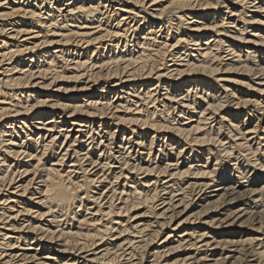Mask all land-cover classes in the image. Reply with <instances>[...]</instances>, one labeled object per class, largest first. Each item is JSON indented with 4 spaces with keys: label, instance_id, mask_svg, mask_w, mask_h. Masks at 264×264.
Wrapping results in <instances>:
<instances>
[{
    "label": "bare ground",
    "instance_id": "6f19581e",
    "mask_svg": "<svg viewBox=\"0 0 264 264\" xmlns=\"http://www.w3.org/2000/svg\"><path fill=\"white\" fill-rule=\"evenodd\" d=\"M108 1L0 2V8L8 4L0 9V264H32L40 254L47 255L36 264H187L188 253L209 256L204 229H231L244 217L239 226L249 221L254 233L235 243H247L255 264H264V240L256 236L264 235V0H168L153 11L146 0H115L116 7ZM220 72L244 78L220 79ZM253 77L262 78L254 84ZM113 78L118 88L108 90ZM82 79L75 90L102 82L105 102L90 94L85 101L53 102L31 94L59 80ZM212 80L242 90L225 93L222 84L221 95V89L209 93ZM127 85L136 107L113 106L110 94ZM121 106L124 114L115 115ZM261 110L262 116L251 117ZM222 111L213 124L212 115ZM176 116L181 119L174 123ZM185 116L197 117L196 123H181ZM194 160L203 163L195 170ZM144 173L158 175L150 184L151 178H139ZM160 176L168 180L160 183ZM209 188L217 191L214 200L205 194ZM232 201L239 208L209 216ZM140 208L139 215L131 213ZM149 216L147 223L138 219ZM174 231L183 234L175 239ZM216 233L221 237L224 230L212 234L215 248L234 244L216 241Z\"/></svg>",
    "mask_w": 264,
    "mask_h": 264
},
{
    "label": "rangeland",
    "instance_id": "374dc122",
    "mask_svg": "<svg viewBox=\"0 0 264 264\" xmlns=\"http://www.w3.org/2000/svg\"><path fill=\"white\" fill-rule=\"evenodd\" d=\"M7 0H0V2L1 3H3V2H6ZM111 2H109L108 1V4H111L110 5V7L111 6H113V7H116L118 4H117V1H115V0H110ZM148 1H149V3H148ZM151 1L152 0H146L145 1V6H146V8H149V11H153L155 8H159L160 6V4H162L163 3V5L165 6V4L167 5V3H169L168 2V0H161L160 2H158V3H156V4H154V6H150L149 4H151ZM115 4V5H114ZM7 5L8 4H4V6L3 7H7ZM156 5V6H155ZM120 6V5H119ZM149 6V7H148ZM3 7L2 8H0L1 10L3 9ZM157 8V9H158ZM224 11H225V9H224ZM252 12H249V14H251ZM251 30V29H250ZM210 34V33H209ZM243 36H246V34H244ZM52 47V48H51ZM51 47H49V48H51L52 50H55V48H53V46H51ZM45 49H47V48H45ZM194 54H196V52H194ZM222 68H224V67H222ZM201 76H199L198 78H197V80L200 78ZM218 78H223V79H226V78H233V79H239V80H241L242 78H244V75H240L239 74V72L237 73V72H230V73H223V72H220V74L217 76ZM202 79L204 78V77H201ZM262 78V77H261ZM261 78L260 79H256V78H254L253 77V83L254 84H258L259 82H260V80H261ZM191 79H193V77L192 78H190V81H192ZM87 79H82L80 82H77V80L75 81V80H71L70 82H68V81H66V80H63V81H61V80H59V81H57L56 83H54V84H52L51 85V87H50V89H46V88H35V90L32 92L31 91V94H37V95H41L40 96V98H44V99H49L51 102H53V100L54 99H56V98H60L61 100H66V101H68V99L70 98V97H73V96H80L81 98L80 99H83L82 101H85V100H87V98L88 97H85L84 95H88V94H90V95H93V97L94 98H97V99H99L101 102L103 101V102H105V100H104V98H102V97H106L107 95H108V93H105V94H107V95H102V94H100L101 92H99L101 89H99L100 88V86H102V84H100V83H102V82H99L98 84H96V85H94V87H91L92 89H90L89 91H86V92H78L79 90H75V87L74 86H78V87H81V83L82 82H84V81H86ZM208 80H210V78L208 79H206V82L208 81ZM245 80H248V79H245ZM34 81H40V84H42V81H43V79H38V80H34ZM111 81H113L112 83H111ZM176 81V80H175ZM180 81V80H179ZM182 81V80H181ZM180 81V82H181ZM77 82V83H76ZM114 82H118V80L116 79V78H113V79H111L110 80V82L108 83L109 84V87L107 88L108 90H112V89H117L118 87H112V84L114 83ZM138 82V81H137ZM151 83H154V80H152V81H150ZM173 82V81H172ZM219 82V81H218ZM130 84H133L134 82H129ZM177 82H175V84H176ZM179 83V82H178ZM210 85H209V93L210 92H214V90H220L218 93H217V95H221V93L222 92H224L223 91V88H221V85L222 84H225L224 86H226L225 87V93H226V91L227 92H231L232 90L233 91H235V90H237L238 89V91H241L242 90V87H240L238 84H236V83H231V82H227L226 80H221L220 82H219V84H218V86H217V82H215V84H214V81L212 80V81H209L208 82ZM62 84V85H61ZM76 84H78V85H76ZM127 84V83H126ZM174 84V85H175ZM90 85H93V83L92 82H90ZM59 86V87H58ZM61 86V87H60ZM66 86H68V87H66ZM200 86H201V84H200ZM66 87V88H65ZM72 87H74V88H72ZM215 87H217V88H215ZM57 88H59V89H57ZM68 88V89H67ZM69 88H71V89H69ZM162 89L160 90L161 92L160 93H165L166 91H165V87H161ZM174 87H172V89H173ZM74 89V90H73ZM144 89V87L142 86V89L140 90V91H142ZM171 89V90H172ZM244 89V88H243ZM66 91V92H65ZM115 91V93L114 92H112L110 95H111V99H112V102H113V106L114 105H118V104H122V105H124V104H130L129 106H131V108H135L136 107V105H134L132 102L134 101H136V100H138V98L137 97H135L134 96V91H133V87H132V85H127L123 90L122 89H120V90H117V93H116V90H114ZM122 91V92H121ZM182 92V91H181ZM180 91L178 92V93H181ZM250 92V91H249ZM131 93V96H128L129 94ZM225 93L224 94H222V95H224L225 96ZM56 94V95H55ZM99 95V96H98ZM101 95V96H100ZM58 96V97H57ZM119 97V98H118ZM122 97V98H121ZM124 97V98H123ZM126 97H129V102H125V100H123V99H126ZM52 99V100H51ZM117 99H119L118 101H117ZM230 99V101L233 99V97H230L229 98ZM123 100V101H122ZM118 103V104H117ZM124 103V104H123ZM140 103L141 102H139V105H140ZM174 106H176V107H178L179 105L178 104H174ZM253 109H252V108ZM160 108L162 109V106H160ZM164 108V107H163ZM248 108L249 109H251V110H254V107L252 106V105H249L248 106ZM123 109L124 108H122V106L120 107V111H118V112H116L115 113V115L116 114H118V115H123L124 114V111H123ZM178 110H180V107L179 108H176V110H175V112L174 113H176ZM114 111V110H113ZM195 111H199V109H196ZM209 112V111H208ZM226 112L227 111H222V113L220 114V113H215V114H213L212 115V122H214L213 124H216V123H218V119L217 120H215L214 121V119H216V117H218V116H223V114H226ZM195 113V116H196V112H194ZM245 113V112H244ZM257 113V114H256ZM263 110H261V111H254V114H252L251 115V117L252 116H254L255 114H256V116H262L263 114ZM169 114V113H168ZM68 115V114H67ZM194 115V114H193ZM59 116H60V114H59ZM62 116V115H61ZM79 116H83V115H79ZM112 118H111V117ZM170 116H172V115H170ZM208 116H210V115H208ZM48 117V116H47ZM58 117V115H56L55 117H54V120H62V119H64V118H57ZM250 116H248V120H247V122H249V118H251ZM82 118V117H81ZM108 120H110V122H112V123H115L116 122V120H114V117L112 116V114H108ZM180 117L179 116H176V121H174V123H177V121H178V119H179ZM185 118L186 119H184L183 121H181V123H183V122H186L185 123V125H187V124H191V125H194L196 122V118L197 117H193L194 118V120H190V119H188L187 118V116H185ZM226 119H227V117H225ZM253 118V117H252ZM112 119V120H111ZM181 119V118H180ZM179 119V120H180ZM209 120V121H210ZM225 125L228 123V121L226 120L225 122ZM264 123V122H263ZM94 125V121L92 122V126ZM97 125V124H96ZM184 125V124H183ZM264 125V124H263ZM94 127H96V126H94ZM106 126H105V122L103 123V125L101 126V129L99 130V129H97V130H99V131H102L103 130V128H105ZM115 128L116 127H113V129L112 130H115ZM85 128H83V130H84ZM105 130H106V128L103 130V134H104V132H105ZM224 130V129H223ZM73 132L71 131L70 132V134H72ZM76 134L77 133H75V136H76ZM119 134V132L118 131H116V135H118ZM22 135V134H21ZM78 135H80L79 133H78ZM248 137H251V139H254V138H256L257 136H256V134H251V135H249ZM104 140H105V137H104ZM176 140V139H175ZM252 142H254V140L252 141ZM255 143V142H254ZM84 144V143H83ZM157 144V146L155 147V149H160L161 148V145H162V143H161V145H160V143L159 142H157L156 143ZM181 144V142L180 143H178V144H176L175 146H179ZM207 146V145H206ZM113 148H114V145H113ZM187 148L188 147H186L185 148V151L187 150ZM118 151V149L117 148H114L113 149V152H116V151ZM86 151V150H85ZM160 152H158V154H159ZM118 154V153H117ZM118 156V155H117ZM188 156V155H187ZM187 156H185V157H187ZM185 157H182L181 159H180V165H181V167H182V169H185L186 168V166H184L185 164V162H187V161H185V162H183L184 160H187V159H184ZM163 158V155H159V158L158 159H162ZM202 158H204V156L202 157ZM28 158H25L24 160L26 161ZM213 159H214V157H213ZM23 160V161H24ZM199 160H201V159H199ZM189 161H192V157H191V159L189 160ZM213 163H214V160H213ZM85 164H87V162H85ZM118 164V163H117ZM203 163L202 162H198L197 160H194V162H193V164H192V168H193V170H195V168L198 166V165H202ZM188 166V165H187ZM99 166H97V167H95L94 169L96 170V168H98ZM117 170H119V169H117ZM158 175V174H157ZM157 175L155 174H148V173H144V174H140L139 175V178L142 180V181H144V180H148V179H150L151 178V181H150V184H152L151 182H153L154 180H155V178H157ZM190 176L189 177H192V175H194V174H189ZM19 179H20V177H18ZM18 178H17V180H18ZM160 178V183H163L164 181H166V180H168V177H164V176H160L159 177ZM132 181V180H131ZM133 182V181H132ZM132 182H129L128 183V185H130V186H128L129 187V189L130 188H134V185H133V183ZM236 186H238V184L236 185ZM148 187H150V189L152 188V186H146V189L148 188ZM9 189V188H8ZM128 189V188H127ZM212 188H209V189H207L206 191H209V192H207V193H205V194H207L206 196L207 197H213V198H211V200H214L215 198H216V193H217V191H210ZM6 192L7 191H3V194L5 195L6 194ZM202 193V192H201ZM201 193L198 195V196H200L201 195ZM215 194V195H214ZM203 196H205V195H202V197L201 198H203ZM2 197V196H1ZM4 197V196H3ZM165 197H166V195H165ZM178 198V197H177ZM107 200V199H106ZM105 202V201H104ZM119 202V201H118ZM118 202H116V203H118ZM195 202H196V204L197 205H199V206H197V207H200V205H202V201L200 202L199 200H198V197H196V199H195ZM249 203V202H248ZM226 205H228V204H224V205H221L216 211H214V212H209L210 214H209V216H215V218L217 219V218H219V217H222V215L221 214H224L225 212H226V210H228L229 208H233L234 207V209H237V208H239V206L238 207H235V206H237V205H239V203H234L233 201L231 202V204L230 205H228V206H226ZM245 206H248V205H243V207L245 208ZM105 207H106V205H105ZM160 207H162V205H160L158 208H160ZM225 207V208H224ZM22 208V207H21ZM195 208V207H194ZM228 208V209H227ZM179 210L180 209H182V207H179L178 208ZM197 209H199V208H196V210ZM261 209V208H260ZM260 209H258V211H260ZM36 209H33V211H35ZM144 211V209L143 208H140V209H137V210H134L133 212H131V213H133V214H140L141 212H143ZM253 212H255V210L253 211ZM241 215H244V214H241ZM24 216L25 215H23V216H21V218H20V220L19 221H23L22 220V218H24ZM50 216H44V218H46L45 220H47L48 218H49ZM150 217V218H149ZM149 217H146V218H138V219H142V220H144V222L146 221V223L148 222V220L149 219H151L152 217L151 216H149ZM51 218V217H50ZM183 218H185V215L184 216H181V218H176L174 221H175V224H177L180 220H182ZM245 218V217H244ZM244 218H242V219H244ZM43 219V218H42ZM242 219H240L239 221H235V223L231 226V227H228V228H231V229H225L224 228V226L222 227V228H217V230H215V231H220V233H221V231L222 230H224V234H223V236H221V237H219L218 236V234L216 233L215 234V236H216V241H219V240H221V238H227V240L229 239V240H233V242H234V244H231V245H229L228 247H226V249H224V250H222L220 247H217V248H215L216 247V245H215V242L214 241H212L213 239H211L212 238V236L214 235V233H215V231H213L212 229H204L203 230V232L205 231V232H207L208 234H207V238H206V240H210L209 242H210V244H211V246L209 247V249L210 250H207L208 252L206 253L207 255H209L208 257H207V259H204V260H202V259H199V258H201V256H203V254L202 253H199V254H194V252H192V253H188V255H185V256H189V257H192L191 258V260H188V262H187V264H204L203 263V261L205 262V264H211L213 261H215V259L216 258H221V256L222 257H226L225 259H224V261H223V264H246L247 262H249V264H255V261L253 260V259H255L256 257L255 256H251V254H250V250H249V248H250V246L246 243H244V245L243 244H240V243H235V242H238V240H245L246 238H248V237H250V236H252L251 234H253L254 233V231H252V228H253V226L251 225V224H249V221H248V223H246L247 225H246V228H244V226H242V227H240L239 226V223L242 221ZM45 220H40V221H42V224H44V222H45ZM153 221H155L154 219H152ZM134 221H136V220H134ZM137 222H139V221H137ZM237 222V223H236ZM256 222V221H255ZM1 225V224H0ZM155 225H157L156 223H155ZM44 226H46V225H44ZM197 225L195 224V226L194 227H196ZM254 226H257V224H255ZM181 228L180 229H183V227L184 226H180ZM204 226H202L201 227V229L203 228ZM254 228H256V227H254ZM211 230V231H210ZM209 231V232H208ZM166 232H167V229H165V230H163V233L159 236V240H158V244H160L161 243V241H163V239H164V237L166 236ZM181 232H187V231H181ZM212 232H214V233H212ZM10 234H13V236L14 237H12V238H10V240L11 239H14L15 238V236H16V234L15 233H10ZM172 234L174 235H176L175 236V239H177V238H179L178 236L180 235V234H183V233H180V232H177V231H174V232H172ZM213 234V235H212ZM210 237H209V236ZM218 236V237H217ZM256 236H258V238H260V240H264V235H256ZM210 238V239H209ZM263 238V239H262ZM237 240V241H236ZM259 240H257L256 241V239H255V242L254 243H257ZM203 243H204V241L203 242H200V244L201 245H203ZM36 244V243H35ZM213 244V245H212ZM243 246V247H242ZM39 247V252L41 251V246H38ZM152 247H154V246H152ZM32 248L33 249H31V250H28L29 251V255L30 254H33L34 253V248H35V245H32ZM243 248V249H242ZM191 249V248H190ZM203 249H205V247L203 248ZM213 252H212V251ZM239 251H241L242 253V255L240 254V252ZM20 252H22L21 250H20ZM219 252V253H218ZM249 253V254H248ZM45 255H47V254H40V255H38V258L37 259H35L34 261H33V263L32 264H36V263H38L39 261L38 260H40L42 257H44ZM174 258L175 256H173V255H171V256H168V258ZM193 257H197L195 260H193ZM204 257V256H203ZM180 258H182V256L180 257ZM46 259H49V258H46ZM149 259H151V258H149ZM198 259V260H197ZM80 261H82V260H80ZM200 261V262H199ZM196 262V263H195ZM210 262V263H209ZM148 263V262H147ZM164 263H166V261H163V264ZM83 264V263H82ZM146 264V263H145Z\"/></svg>",
    "mask_w": 264,
    "mask_h": 264
}]
</instances>
